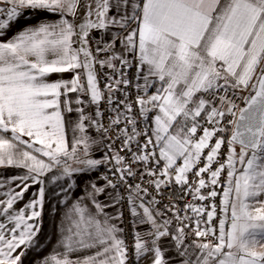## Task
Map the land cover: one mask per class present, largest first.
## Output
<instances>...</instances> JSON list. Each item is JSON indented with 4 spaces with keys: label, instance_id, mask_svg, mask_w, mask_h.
I'll return each instance as SVG.
<instances>
[{
    "label": "snow or ice",
    "instance_id": "snow-or-ice-1",
    "mask_svg": "<svg viewBox=\"0 0 264 264\" xmlns=\"http://www.w3.org/2000/svg\"><path fill=\"white\" fill-rule=\"evenodd\" d=\"M33 253L264 264V0H0V264Z\"/></svg>",
    "mask_w": 264,
    "mask_h": 264
},
{
    "label": "crops",
    "instance_id": "crops-1",
    "mask_svg": "<svg viewBox=\"0 0 264 264\" xmlns=\"http://www.w3.org/2000/svg\"><path fill=\"white\" fill-rule=\"evenodd\" d=\"M36 21L35 20H32V19H24V20H21L20 24H18L16 27H21L23 26L24 24H33L35 23ZM15 30V29H14ZM56 77L54 76L53 79H55ZM65 78H68L67 76ZM52 233H53V226H52V222L50 220L49 217H45V222H44V227H43V233H42V238L44 236H47L49 238L52 237ZM51 245H49L50 247ZM47 248L45 249L44 252L41 253V255H44L46 252H47ZM35 257V254H30L29 257L27 258L26 260V264H31V261L33 260V258Z\"/></svg>",
    "mask_w": 264,
    "mask_h": 264
}]
</instances>
